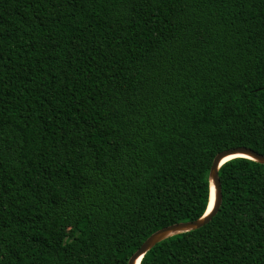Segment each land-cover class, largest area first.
Returning a JSON list of instances; mask_svg holds the SVG:
<instances>
[{
	"label": "trees",
	"instance_id": "1",
	"mask_svg": "<svg viewBox=\"0 0 264 264\" xmlns=\"http://www.w3.org/2000/svg\"><path fill=\"white\" fill-rule=\"evenodd\" d=\"M237 146L264 154V0H0V264H128ZM219 176L140 264H264V164Z\"/></svg>",
	"mask_w": 264,
	"mask_h": 264
},
{
	"label": "water",
	"instance_id": "2",
	"mask_svg": "<svg viewBox=\"0 0 264 264\" xmlns=\"http://www.w3.org/2000/svg\"><path fill=\"white\" fill-rule=\"evenodd\" d=\"M239 156L247 157L264 164V154L246 146L232 147L218 153L209 173V179L211 181V199L206 212L196 219L175 222L156 230L147 237L141 246L132 254L128 264H140L145 254L157 243L180 233L191 232L209 223L218 213L222 204V187L219 169L226 161ZM212 196L213 201L211 203Z\"/></svg>",
	"mask_w": 264,
	"mask_h": 264
},
{
	"label": "bare ground",
	"instance_id": "3",
	"mask_svg": "<svg viewBox=\"0 0 264 264\" xmlns=\"http://www.w3.org/2000/svg\"><path fill=\"white\" fill-rule=\"evenodd\" d=\"M212 201H213V196H212V200H211V203H212ZM212 206V205H211Z\"/></svg>",
	"mask_w": 264,
	"mask_h": 264
},
{
	"label": "snow or ice",
	"instance_id": "4",
	"mask_svg": "<svg viewBox=\"0 0 264 264\" xmlns=\"http://www.w3.org/2000/svg\"><path fill=\"white\" fill-rule=\"evenodd\" d=\"M210 211H211V208H210Z\"/></svg>",
	"mask_w": 264,
	"mask_h": 264
}]
</instances>
